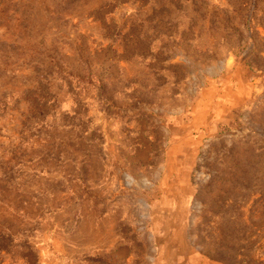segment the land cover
I'll return each instance as SVG.
<instances>
[{"label":"rangeland","instance_id":"374dc122","mask_svg":"<svg viewBox=\"0 0 264 264\" xmlns=\"http://www.w3.org/2000/svg\"><path fill=\"white\" fill-rule=\"evenodd\" d=\"M0 264H264V0H0Z\"/></svg>","mask_w":264,"mask_h":264}]
</instances>
